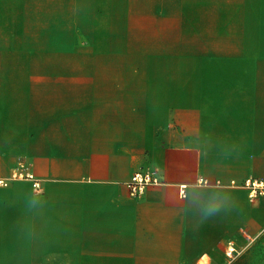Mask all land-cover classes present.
<instances>
[{"label": "crops", "instance_id": "0c3cea01", "mask_svg": "<svg viewBox=\"0 0 264 264\" xmlns=\"http://www.w3.org/2000/svg\"><path fill=\"white\" fill-rule=\"evenodd\" d=\"M18 165L40 188H0V264H264V0H0Z\"/></svg>", "mask_w": 264, "mask_h": 264}, {"label": "built area", "instance_id": "2783aa9c", "mask_svg": "<svg viewBox=\"0 0 264 264\" xmlns=\"http://www.w3.org/2000/svg\"><path fill=\"white\" fill-rule=\"evenodd\" d=\"M29 179L32 180V185L35 189L40 188L39 181L36 180L32 173H30L27 168L23 165H19L14 168L10 173L9 179L0 178V188H5L8 186L9 180H20ZM161 183L159 176L152 170H142L135 172L131 175L130 179L125 183V189L127 195L130 197H140L142 196L146 189L152 185H158ZM243 185L249 190V198H256L257 195L264 193V182L247 179L244 181ZM185 186H180V193L184 196ZM235 250L233 247H228L226 249L227 256H231Z\"/></svg>", "mask_w": 264, "mask_h": 264}, {"label": "clouds", "instance_id": "9594fccd", "mask_svg": "<svg viewBox=\"0 0 264 264\" xmlns=\"http://www.w3.org/2000/svg\"><path fill=\"white\" fill-rule=\"evenodd\" d=\"M218 210H219V206L218 205H210L206 209V214L211 215V214L217 212Z\"/></svg>", "mask_w": 264, "mask_h": 264}, {"label": "rangeland", "instance_id": "374dc122", "mask_svg": "<svg viewBox=\"0 0 264 264\" xmlns=\"http://www.w3.org/2000/svg\"><path fill=\"white\" fill-rule=\"evenodd\" d=\"M18 166H19V165H18ZM18 166H17V167H18Z\"/></svg>", "mask_w": 264, "mask_h": 264}]
</instances>
